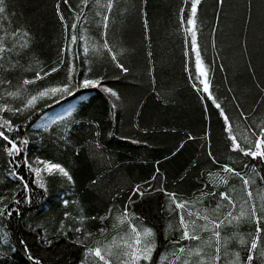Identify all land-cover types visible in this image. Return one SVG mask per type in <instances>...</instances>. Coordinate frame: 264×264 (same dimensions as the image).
I'll return each instance as SVG.
<instances>
[{
	"label": "trees",
	"instance_id": "1",
	"mask_svg": "<svg viewBox=\"0 0 264 264\" xmlns=\"http://www.w3.org/2000/svg\"><path fill=\"white\" fill-rule=\"evenodd\" d=\"M59 2L70 37L77 6H84L80 0ZM190 3L191 0H114L111 10L100 9L108 17L104 21L96 15L94 0H89L82 19L76 22L77 34L82 27L91 42L102 45L106 39L117 62L128 71L118 68L107 52H89L90 77H102L100 86L77 89L58 103L47 101V107L41 103L39 111L29 114L31 120L27 115L16 118L3 114L20 125L21 137L28 139L26 154L30 163L35 157L47 159L61 164L72 177L69 182L59 173L44 175L47 191L39 189L31 183L36 177L26 167L14 168V164L23 165V157L10 159L0 148V196H6L4 203H9L15 193L20 201L18 206L11 205L19 214L14 213L10 219L9 236L0 232V252L7 253L3 264H33L20 240L42 264H80L84 258L81 242L91 246L94 239L111 240L116 234L112 230L113 219L102 222L100 218L108 216L109 209L111 217L117 216L121 206L128 203L131 189L138 184L146 188L145 182L151 184L150 194L135 196L136 203L129 208L156 234L153 264H167L171 259L168 254L173 251L171 241L179 236L174 229H168L175 219L166 211L165 196L152 189L163 186L178 197L192 200L204 187L207 173L219 170L209 158V151L218 161L238 168L246 176L252 175L253 163L261 167L250 158L229 152L220 110L203 93L196 78L191 37L181 26L182 22L186 25ZM6 4L0 29H27L31 38L30 49L20 58L22 67L8 74L13 86L22 78L33 79L37 71L43 78L29 85L30 89L64 80L66 64L57 72L43 75L57 66L60 49L66 43L65 25L56 15L57 0H6ZM181 8L185 9L183 13ZM196 28L212 96L233 127L251 126L258 131L255 125L264 119V0H201ZM71 53L72 57L78 56L74 66L82 69L83 46L72 45ZM29 65L31 70H27ZM80 78L83 71L74 73V81ZM105 87L117 96L105 93ZM71 101L74 104L67 111L44 119ZM45 123L49 125L47 130ZM11 171L29 182L27 195L31 203L24 202L23 185L10 175ZM229 187L236 189L234 198H245L238 177L231 178ZM259 187L253 188L254 197ZM64 200L69 201L67 206ZM205 203L215 207V201ZM65 212L70 214L67 219ZM77 227L92 233V238L85 239L83 232H75ZM101 227L107 229L104 236L99 233ZM232 232L245 236L250 244L249 234H255V227L245 221L226 227L222 235ZM201 236L208 239L207 233ZM45 240L51 243L46 244ZM196 243L192 242L193 246ZM259 245L264 247V235L260 236ZM235 251L246 259V246L232 241L226 261L221 259V263L229 264L230 254ZM204 252L214 255L215 246L205 247ZM256 257L254 264H264L259 249Z\"/></svg>",
	"mask_w": 264,
	"mask_h": 264
},
{
	"label": "snow or ice",
	"instance_id": "2",
	"mask_svg": "<svg viewBox=\"0 0 264 264\" xmlns=\"http://www.w3.org/2000/svg\"><path fill=\"white\" fill-rule=\"evenodd\" d=\"M222 2V0H221ZM64 4H68V0H63ZM89 0H80V5L77 6L79 11L74 14V19L71 23L72 34L67 36V26L65 18L60 12V2L57 0L56 15L60 19L61 24L65 25L66 43L65 47L60 49L61 58L56 67H52L48 72H44V76L50 73L57 72L60 66H67L66 77L62 81L49 84L42 88L30 89L29 85H34L36 81L42 79L40 72L37 71L33 79L22 78L18 84L13 86V82L8 78V74L14 72L22 67L20 58L23 57L31 46L30 33L27 29L16 28L13 31L0 29L3 35H0V148L3 153L10 159L15 157L20 159L23 157V165L14 164V168L26 167L31 174L35 175V179L31 181L37 188L47 191L44 182V175H52L59 173L61 176L67 178L71 182L72 177L69 172L59 163H54L47 159L35 157L30 163L27 159L26 146L29 143L27 138H22L20 135V125L15 124L12 119L6 118L4 113L11 114L12 117L20 118L27 115V119L31 120L30 113L39 111L38 105L41 103L45 107L49 106L47 101L58 103L59 100L66 96H71L77 89L96 88L101 85L100 78H91V67L87 59L89 52L97 55H103L105 52L111 56L113 62L122 71L127 72L117 62V55L113 52L112 47L105 42L100 45L90 41L85 35L84 29L81 27L79 34H77V21H80L84 15V9L88 6ZM201 0H191L190 11L187 15L186 25L181 24L187 34L191 37V53L195 55V67L197 73V80L202 85L203 93L207 94V98L212 101L213 105L220 110V117L223 119V130L226 133L227 145L230 153H237L241 157L250 158L251 161L258 162L261 167H257V163L252 164V175L246 176L241 170L236 167L218 161L211 151L208 152L209 158L213 165L218 166V171L207 173V180L204 182V187L200 189L199 194L194 196L192 200H186L178 197L175 192H169L163 186L158 189H152L154 192L163 193L166 198V211L169 212L175 219V223H170L168 229H174L179 239L171 241L173 251L169 253L171 259L167 264H220L222 259L221 249L223 246L224 255H229L228 247L230 242L246 246V259L242 258L239 251L232 252L230 255L232 259L229 264H254L256 252L259 249V256L264 258V247H260L259 239L264 235V119L259 124L253 127L249 126L241 128L239 125L233 127L229 117L215 100L210 92V82L207 79V70L201 59V54L198 45L197 33V12L198 5ZM114 0H94V7L97 9L96 15L101 16L104 21H107V15H102L100 9L107 8L111 10ZM71 11V8H70ZM184 8L180 9L183 13ZM7 13L6 0H0V16ZM105 29L107 24L104 25ZM79 44L83 46L85 60L83 61V68L77 69L74 66V61L77 57H72V45ZM67 54V60L65 59ZM188 55V52H185ZM27 70H31V65ZM83 71V78L74 81V73ZM12 89V90H9ZM105 93L116 97L117 93L110 88L102 89ZM11 101V102H10ZM18 102V103H16ZM71 115V113H68ZM245 114L241 111V116ZM59 119L63 120L64 117ZM27 123V121H25ZM45 130L49 127L47 123L43 125ZM67 129H65V136ZM65 137L62 136L61 139ZM189 139L192 137L189 135ZM135 142V141H133ZM244 168H248V164H244ZM158 171V169H157ZM10 175L19 180L23 185V191L26 193L24 202L31 203V197L27 195L30 192L29 182H25V178L19 175L16 171H11ZM232 177H238L242 183V190L245 198H234L235 188H230V180ZM155 177L153 176L152 179ZM146 188L141 185H136L131 189V195L128 198V203L121 206L120 213L114 218L111 217V209L109 215L101 217V221L106 219H113L112 230L116 233L111 237V240L103 241L101 239H94L91 246L83 244V259L80 264H153V252L157 248L156 234L153 229L144 223L142 217L131 211L129 205L136 203L134 197H143L151 188L150 182H145ZM257 188V195L253 196V188ZM16 194L13 193V198L9 203H4L7 200L6 196H0V232L4 237L9 236L8 227L12 215L19 214L17 208H12V204L19 205ZM206 201H215V207L206 204ZM68 200H64L63 204L67 206ZM239 207L237 208V205ZM259 205V209L257 208ZM69 213L65 212L64 216L67 219ZM249 222L255 227V234H249L250 244L245 236L232 232L231 235H222L226 227H235L243 222ZM227 222V224H226ZM64 222L61 221V230ZM166 229V233L168 231ZM71 230V229H70ZM77 233H82L81 227L74 229ZM107 229L101 227L99 233L104 236ZM201 233H207L208 239H203ZM85 239L92 238L93 234L90 232H83ZM167 235L165 239H167ZM79 239V238H78ZM180 241H188L187 245H183ZM46 244L51 241L45 240ZM192 242H197L193 246ZM223 242V245H222ZM20 245L24 246V250L28 253V259L33 264H42L39 258L31 255L29 248L24 240L19 241ZM215 246L214 255H206L205 247ZM6 252H0V264H3V257H6ZM161 259H165L162 255Z\"/></svg>",
	"mask_w": 264,
	"mask_h": 264
},
{
	"label": "rangeland",
	"instance_id": "3",
	"mask_svg": "<svg viewBox=\"0 0 264 264\" xmlns=\"http://www.w3.org/2000/svg\"><path fill=\"white\" fill-rule=\"evenodd\" d=\"M74 104V101H71V102H69V103H67L65 106V108L63 107V108H61V109H58V110H53V111H55L54 113H52L53 111H51V112H49L47 115H45V117H44V119H52V118H54L55 116H57V115H59V114H61V113H64L65 111H67V109L69 108V107H71L72 105ZM222 261H226V257L224 256V254H222ZM225 263H227V262H225ZM220 264H222L221 263V261H220Z\"/></svg>",
	"mask_w": 264,
	"mask_h": 264
}]
</instances>
